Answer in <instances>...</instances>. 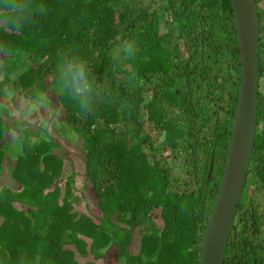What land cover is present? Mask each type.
I'll return each mask as SVG.
<instances>
[{"label":"trees","instance_id":"1","mask_svg":"<svg viewBox=\"0 0 264 264\" xmlns=\"http://www.w3.org/2000/svg\"><path fill=\"white\" fill-rule=\"evenodd\" d=\"M30 3L18 30L0 29V264H98L112 247L116 264H200L240 80L231 0ZM256 5L255 138L223 264H264V0ZM126 40L135 57L113 68L111 52ZM73 58L87 61L101 89L84 115L57 87ZM46 89L58 113L23 115ZM41 121L58 133L42 140ZM18 126L27 127L25 148L10 164L6 137ZM69 127L82 139L79 172L94 209L79 207L78 171L66 173L71 157L54 152Z\"/></svg>","mask_w":264,"mask_h":264},{"label":"water","instance_id":"2","mask_svg":"<svg viewBox=\"0 0 264 264\" xmlns=\"http://www.w3.org/2000/svg\"><path fill=\"white\" fill-rule=\"evenodd\" d=\"M231 5L240 51V80L225 163L201 240L200 264H223L255 138L260 35L257 5L256 0H231ZM213 160L212 153L207 176Z\"/></svg>","mask_w":264,"mask_h":264},{"label":"clouds","instance_id":"3","mask_svg":"<svg viewBox=\"0 0 264 264\" xmlns=\"http://www.w3.org/2000/svg\"><path fill=\"white\" fill-rule=\"evenodd\" d=\"M31 9L30 0H0V29L18 30L29 18ZM39 11L42 12L43 9L41 8ZM136 51L133 41H122L111 52L112 67L117 68L125 59H133ZM57 87L62 94H67L73 98L82 115L92 111V104L95 99L100 97L101 93V89L95 77L91 74L87 61L75 58L67 60L60 65ZM39 126L42 129L41 139L47 140L50 125L46 121H41ZM26 135V126H18L7 134V138L10 141L7 159L10 164L14 163L18 156L23 153Z\"/></svg>","mask_w":264,"mask_h":264},{"label":"rangeland","instance_id":"4","mask_svg":"<svg viewBox=\"0 0 264 264\" xmlns=\"http://www.w3.org/2000/svg\"><path fill=\"white\" fill-rule=\"evenodd\" d=\"M1 59H3V57L0 56V62H1ZM0 75H1V73H0ZM49 90L51 92L53 90V88L50 86ZM50 92H48L47 89L43 92V98L37 102V107L33 111L26 109V106L21 107L20 110H22L24 112L23 115L28 116L30 114V115H32V117L34 115H36L37 118H40L41 116L45 117V114H43L44 111L45 112L53 111V112L58 113V110H56V108H53L51 106V105L55 106L53 100L56 99L57 94L54 92L49 94ZM51 96H53L54 98L52 99ZM15 114H16V111H15ZM17 114H19V111L17 112ZM37 120H39V119H37ZM28 126L31 128L32 131H39L38 130L39 127L35 124H29ZM55 129L58 133L57 127L55 128L54 126L50 125L48 132L54 133ZM69 129H70V127H69ZM60 134L63 135V133H60ZM58 139L62 140V146L61 145L54 146L53 147L54 152L56 150H58V151L60 150V153L58 152L59 154L62 155V153H63L64 155H69V158L71 157L70 159H66V158L64 159L63 168L65 169V172L66 173L70 172L72 169L78 171V173L75 175V178H76L75 185L79 188L78 193L82 195V197H81L82 203L79 202L80 203L79 207L83 210H87L88 207H92L94 209V206L96 204V200L93 199L92 195H91L92 184L89 181V179L86 180L87 178H86V174L85 175L83 174L84 172H79L82 169L83 158H84V154L82 153V150H80V147H79V142H81L82 139L79 137V134L77 132L71 131V129L66 132V136L65 135H64V137L58 136ZM2 180H4L3 177L0 179V182H2ZM87 204H89L88 207H87ZM135 238H136L135 243L138 244L139 237L137 234L135 235ZM104 251H106L105 247L102 248V252H104ZM76 253H77L76 256L78 257V252L76 251ZM114 253H115V247L109 248V250L106 251L105 259L102 256H99V257H95V261L98 264H111V263L116 264L117 263L116 261L113 263L114 258H115ZM82 258L91 259V258H94V254L89 252ZM118 262L122 263V260H120Z\"/></svg>","mask_w":264,"mask_h":264}]
</instances>
